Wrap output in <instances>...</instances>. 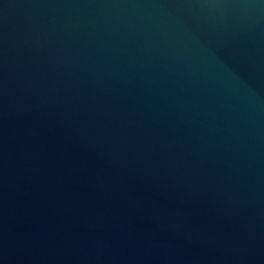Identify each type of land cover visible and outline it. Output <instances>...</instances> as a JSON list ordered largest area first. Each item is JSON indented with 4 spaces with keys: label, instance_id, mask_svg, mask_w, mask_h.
Returning a JSON list of instances; mask_svg holds the SVG:
<instances>
[{
    "label": "water",
    "instance_id": "water-1",
    "mask_svg": "<svg viewBox=\"0 0 264 264\" xmlns=\"http://www.w3.org/2000/svg\"><path fill=\"white\" fill-rule=\"evenodd\" d=\"M0 264H264V0H0Z\"/></svg>",
    "mask_w": 264,
    "mask_h": 264
}]
</instances>
